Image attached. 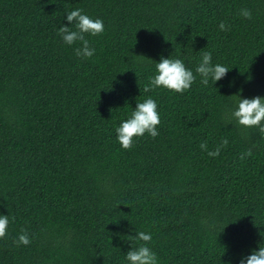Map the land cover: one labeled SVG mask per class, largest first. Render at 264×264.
<instances>
[{"label":"trees","instance_id":"trees-1","mask_svg":"<svg viewBox=\"0 0 264 264\" xmlns=\"http://www.w3.org/2000/svg\"><path fill=\"white\" fill-rule=\"evenodd\" d=\"M76 9L104 24L91 57L57 34ZM204 52L229 69L207 86ZM161 58L190 89L150 85ZM236 95L264 97V0H0V264H129L141 244L158 264H239L264 247V136L230 120ZM149 97L159 135L125 150L115 130Z\"/></svg>","mask_w":264,"mask_h":264},{"label":"clouds","instance_id":"clouds-1","mask_svg":"<svg viewBox=\"0 0 264 264\" xmlns=\"http://www.w3.org/2000/svg\"><path fill=\"white\" fill-rule=\"evenodd\" d=\"M242 16L251 19V12L248 9H241ZM66 19L70 25H74L76 30L70 27H59L57 34L62 37L64 43L68 45L74 44L76 41L81 42V47L76 48L75 54L85 58L94 55L95 49L89 46V41L85 39L84 34L88 33L93 36L101 34L104 31L103 21L99 18L92 19L88 15L83 14L82 9L70 11L66 15ZM221 30H227L225 23L219 24ZM212 56L210 52H204L201 63L196 68V72L202 77L201 83L205 86L209 83V77L215 83L221 80L229 71V69L220 64H212ZM156 75L150 78L152 87H163L176 93H183L190 89L196 77L193 72L187 69L180 59L161 58L156 63ZM148 87L145 91H149ZM237 107L231 112V119H234L239 125L246 128L257 127L262 136H264V97L256 96L251 99L241 98L236 95ZM230 122V121H229ZM160 124V117L157 112L156 101L147 98L143 102L136 103L135 109L131 112L128 119L123 120L119 127L116 128V138L120 146L129 150L133 147V138L143 136L147 133L152 138L159 135L157 126ZM227 139L221 141V145L217 146L214 151L207 152L210 157H217L220 154L221 147H226ZM202 150H207V143L200 145ZM252 155V150L248 149L241 154L240 159ZM9 217L0 215V239L7 234ZM135 239L149 242L151 234L144 232L136 233ZM17 245L30 244V239L25 229H21V234L14 241ZM126 260L129 264H158L156 254L144 244L138 248H131L126 253ZM239 264H264V247H259L258 251L246 257L241 258Z\"/></svg>","mask_w":264,"mask_h":264}]
</instances>
